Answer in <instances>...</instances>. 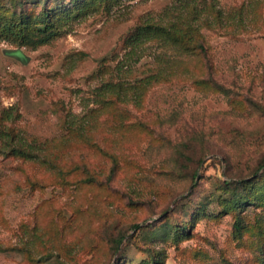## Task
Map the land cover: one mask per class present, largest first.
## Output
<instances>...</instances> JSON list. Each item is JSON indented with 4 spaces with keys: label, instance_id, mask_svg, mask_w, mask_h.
Instances as JSON below:
<instances>
[{
    "label": "rangeland",
    "instance_id": "374dc122",
    "mask_svg": "<svg viewBox=\"0 0 264 264\" xmlns=\"http://www.w3.org/2000/svg\"><path fill=\"white\" fill-rule=\"evenodd\" d=\"M40 3L55 33L0 39V264H264V0ZM192 10L207 55L124 60Z\"/></svg>",
    "mask_w": 264,
    "mask_h": 264
},
{
    "label": "trees",
    "instance_id": "16d2710c",
    "mask_svg": "<svg viewBox=\"0 0 264 264\" xmlns=\"http://www.w3.org/2000/svg\"><path fill=\"white\" fill-rule=\"evenodd\" d=\"M14 1L18 3L20 9L13 10L12 14L10 12V15L7 8H4V6L0 7V39L7 41L13 40L15 42H20L22 45H30L34 42L33 40H36L39 36H42L41 41H43L57 31V13L55 10L54 12L50 10L47 3L42 5L40 0ZM30 7H32L31 10L28 9ZM209 8L210 11H208V13H210V15L213 10L216 11L217 17L220 16L219 11L214 9L215 6L211 5ZM169 10L170 9H166L164 15L167 16ZM51 12L54 13L55 17L52 16ZM192 13V16H187L185 18L183 16H178L177 20L168 21L167 23L164 21L157 22L149 19L139 25L135 33L127 41L129 50L126 53L124 60L131 57L136 53L137 49L139 50L141 46L148 42L162 43L164 47H170V49L176 54L185 57L207 55V49L204 45V36L200 32L201 27L196 24L197 18L194 16L196 10H192ZM203 21L208 27L211 26L209 18ZM171 59L172 58L168 59L166 62L164 55H162L157 57L156 62L159 65L162 63L166 64L169 63ZM160 71L161 70L157 72V75L155 76L156 78L163 77ZM18 117L19 115L14 113V108H9L3 110L0 120L11 122L18 119ZM10 134L11 131L9 129L0 126V138H5L6 140ZM11 153L20 157L29 158L30 156L25 149L23 150L19 147L11 150ZM247 200L248 199L245 201ZM134 228L139 229L140 227L136 225ZM123 241V236H120L117 239L118 248Z\"/></svg>",
    "mask_w": 264,
    "mask_h": 264
}]
</instances>
